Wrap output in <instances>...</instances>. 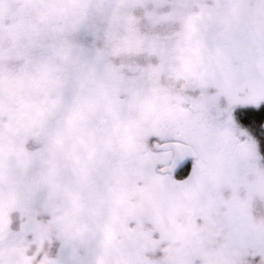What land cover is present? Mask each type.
Wrapping results in <instances>:
<instances>
[{"label":"rangeland","instance_id":"rangeland-1","mask_svg":"<svg viewBox=\"0 0 264 264\" xmlns=\"http://www.w3.org/2000/svg\"><path fill=\"white\" fill-rule=\"evenodd\" d=\"M108 3L0 152V264H264V0Z\"/></svg>","mask_w":264,"mask_h":264},{"label":"trees","instance_id":"trees-1","mask_svg":"<svg viewBox=\"0 0 264 264\" xmlns=\"http://www.w3.org/2000/svg\"><path fill=\"white\" fill-rule=\"evenodd\" d=\"M108 2L0 0V152L19 146L22 134L39 122L36 111L45 113L48 93L59 83L58 67L85 54L84 32ZM238 116L259 138L264 160V104Z\"/></svg>","mask_w":264,"mask_h":264},{"label":"water","instance_id":"water-1","mask_svg":"<svg viewBox=\"0 0 264 264\" xmlns=\"http://www.w3.org/2000/svg\"><path fill=\"white\" fill-rule=\"evenodd\" d=\"M264 129V123H263ZM155 151H170L173 153V159L170 165L161 168L162 174H169L173 178L177 177L192 161L196 162V167L200 173L205 172L206 167L199 159L197 151L190 145L181 142L155 143L153 145Z\"/></svg>","mask_w":264,"mask_h":264},{"label":"flooded vegetation","instance_id":"flooded-vegetation-1","mask_svg":"<svg viewBox=\"0 0 264 264\" xmlns=\"http://www.w3.org/2000/svg\"><path fill=\"white\" fill-rule=\"evenodd\" d=\"M192 162H194V161H192ZM192 162H191V163H192ZM191 163H190V164H191ZM190 164H189V166H190ZM185 169H186V168H185ZM185 169H184V170H185ZM184 170H183V171H184ZM183 171H182V172H183ZM180 173H181V172H180ZM180 173H179V174H180ZM179 174H178V175H179ZM177 177H178V176H177ZM175 178H176V177H175Z\"/></svg>","mask_w":264,"mask_h":264}]
</instances>
